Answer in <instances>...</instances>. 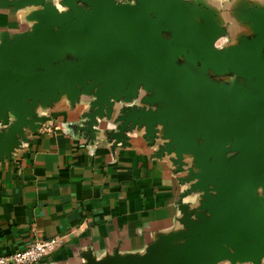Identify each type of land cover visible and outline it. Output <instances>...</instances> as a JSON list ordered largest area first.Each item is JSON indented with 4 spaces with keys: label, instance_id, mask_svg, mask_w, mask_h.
Returning a JSON list of instances; mask_svg holds the SVG:
<instances>
[{
    "label": "water",
    "instance_id": "1",
    "mask_svg": "<svg viewBox=\"0 0 264 264\" xmlns=\"http://www.w3.org/2000/svg\"><path fill=\"white\" fill-rule=\"evenodd\" d=\"M0 163L67 102L111 154L143 143L179 191L140 251L79 264H263L264 2L0 0ZM56 264V263H52Z\"/></svg>",
    "mask_w": 264,
    "mask_h": 264
},
{
    "label": "crops",
    "instance_id": "2",
    "mask_svg": "<svg viewBox=\"0 0 264 264\" xmlns=\"http://www.w3.org/2000/svg\"><path fill=\"white\" fill-rule=\"evenodd\" d=\"M21 27L17 15L0 11V28ZM68 109L54 105L47 125L0 163V255L60 237L38 264H79L86 249L140 251L155 231L175 224L179 187L165 164L141 142L115 154L102 143L85 145L67 132Z\"/></svg>",
    "mask_w": 264,
    "mask_h": 264
},
{
    "label": "built area",
    "instance_id": "3",
    "mask_svg": "<svg viewBox=\"0 0 264 264\" xmlns=\"http://www.w3.org/2000/svg\"><path fill=\"white\" fill-rule=\"evenodd\" d=\"M60 241V237L35 240L22 250L0 255V264H38L57 248Z\"/></svg>",
    "mask_w": 264,
    "mask_h": 264
}]
</instances>
